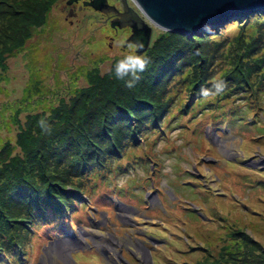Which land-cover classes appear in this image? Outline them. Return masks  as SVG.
<instances>
[{
  "label": "trees",
  "instance_id": "16d2710c",
  "mask_svg": "<svg viewBox=\"0 0 264 264\" xmlns=\"http://www.w3.org/2000/svg\"><path fill=\"white\" fill-rule=\"evenodd\" d=\"M55 1L0 0V73L7 69L8 57L23 51L35 30L47 23ZM236 17H229L233 19L221 32L198 36L155 28L142 54L148 63L132 87L126 83L130 77H116L115 64L124 55L116 56L106 72L98 66L86 68V81L67 85L66 95L55 84L38 80L31 99L2 106L1 116L11 110L6 120L16 126L17 140L0 151V264H24L35 231L45 228L49 236L53 228L48 227V216H57L61 223L86 182L92 181L93 188L99 181L113 184L129 164L141 163L146 169L149 164L151 172L158 157L153 147L160 138L153 141L151 136L175 123L169 112L175 115L182 91L187 99L178 113L181 121L190 111L191 118L207 111L226 117V122L241 119L244 110L257 118L264 108V12H252L244 20L240 14ZM233 23H241L238 31L226 34ZM218 83L224 85L220 91ZM194 95L197 100L190 105ZM139 136L145 137L146 145L140 144ZM140 148L146 157L136 154ZM125 157L129 158L123 165ZM153 168L154 175L160 173L157 164ZM185 210L186 217L190 211L200 216L193 206ZM227 221L222 218L220 224ZM228 236L234 243H226L218 255L200 264H264V248L253 244L247 233L238 230Z\"/></svg>",
  "mask_w": 264,
  "mask_h": 264
},
{
  "label": "rangeland",
  "instance_id": "374dc122",
  "mask_svg": "<svg viewBox=\"0 0 264 264\" xmlns=\"http://www.w3.org/2000/svg\"><path fill=\"white\" fill-rule=\"evenodd\" d=\"M68 1H55L47 23L35 30L23 51L8 57L7 69L0 73V111L8 101L31 99L38 80L55 84L66 95L67 85L86 81V68L98 66L106 72L116 56L132 51L124 44L128 28L113 29L112 17L89 6L80 9L84 0ZM110 2L122 9L120 0ZM239 24L233 23L226 34L238 31ZM111 30H119L120 36H106ZM205 32L212 33L197 36ZM180 95L185 102L186 92ZM196 100L194 95L188 102ZM182 102L176 103L174 116L169 112L175 123L151 136L160 137L153 147L160 173L154 175V164L151 172L149 164L147 169L129 164L113 184L99 181L93 188L92 181L86 182L61 223L57 216H48L53 228L49 236L45 228L35 231L24 264H200L234 243L228 234L238 230L264 248V108L257 118L244 110L241 119L226 122V117L207 111L191 118L190 111L181 121ZM7 115H0V151L17 140V128ZM188 117L190 122H185ZM139 139L146 145L145 137ZM136 154L147 156L141 148ZM129 157L122 159L123 165ZM188 206L200 216L190 211L186 217ZM222 218L228 219L223 225Z\"/></svg>",
  "mask_w": 264,
  "mask_h": 264
},
{
  "label": "water",
  "instance_id": "95a60500",
  "mask_svg": "<svg viewBox=\"0 0 264 264\" xmlns=\"http://www.w3.org/2000/svg\"><path fill=\"white\" fill-rule=\"evenodd\" d=\"M120 4L122 9L110 0H84L79 8L89 6L112 17L110 25L113 29L128 28L130 34L124 44H136L139 55L148 50L155 27L197 35L202 31H222L227 21L233 19L229 17H236V14H244L245 18L255 11L264 12V0H120ZM74 14L72 11L71 15Z\"/></svg>",
  "mask_w": 264,
  "mask_h": 264
},
{
  "label": "clouds",
  "instance_id": "9594fccd",
  "mask_svg": "<svg viewBox=\"0 0 264 264\" xmlns=\"http://www.w3.org/2000/svg\"><path fill=\"white\" fill-rule=\"evenodd\" d=\"M136 44H128V48L131 49L129 53L125 54L122 58H120L115 64V75L118 79H125L126 83L129 87L134 86L135 82L139 79V73L143 72L148 60L146 57L139 55L135 52ZM139 47H143V45H139ZM217 91H220L224 85L223 83H218L215 85ZM208 92L205 90V95Z\"/></svg>",
  "mask_w": 264,
  "mask_h": 264
},
{
  "label": "flooded vegetation",
  "instance_id": "af4514ba",
  "mask_svg": "<svg viewBox=\"0 0 264 264\" xmlns=\"http://www.w3.org/2000/svg\"><path fill=\"white\" fill-rule=\"evenodd\" d=\"M115 32L116 33H113V30H111V31H109V33L106 35V36H110V35H112V36H116V37H118V36H120V31L119 30H115ZM115 46V45H114Z\"/></svg>",
  "mask_w": 264,
  "mask_h": 264
},
{
  "label": "bare ground",
  "instance_id": "6f19581e",
  "mask_svg": "<svg viewBox=\"0 0 264 264\" xmlns=\"http://www.w3.org/2000/svg\"><path fill=\"white\" fill-rule=\"evenodd\" d=\"M233 167H235V165H232Z\"/></svg>",
  "mask_w": 264,
  "mask_h": 264
}]
</instances>
